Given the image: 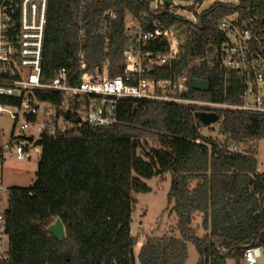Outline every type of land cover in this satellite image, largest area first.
Instances as JSON below:
<instances>
[{"label": "trees", "instance_id": "16d2710c", "mask_svg": "<svg viewBox=\"0 0 264 264\" xmlns=\"http://www.w3.org/2000/svg\"><path fill=\"white\" fill-rule=\"evenodd\" d=\"M152 1L49 0L42 81L51 82L65 69L69 83L79 84L81 53L87 71L101 73L107 66L109 77L121 74L131 40L127 23L133 17L145 29L156 20L178 31L184 50L174 70L187 73V96L242 102L245 80L238 71L196 61L210 44H223L219 24L231 13L262 29L264 0H215L199 13L203 0H194L187 7L196 21L177 13L180 5L155 8ZM160 72L169 74L167 68ZM197 78L210 82L208 92L193 88ZM39 96L61 102L56 93ZM3 102L13 99L0 96ZM217 113L222 139L205 135L196 109L182 104L122 99L117 121L106 126L78 125L77 115L69 113L70 130L56 137L42 135L36 180L7 189L10 264H137L132 194L150 192L146 180L166 173L171 174L168 203L179 236L148 235L140 264H185L189 242L199 253L196 264H227L228 259L247 264V249L264 248V171L258 170L257 157L264 115L229 109ZM58 218L64 238L47 231Z\"/></svg>", "mask_w": 264, "mask_h": 264}, {"label": "built area", "instance_id": "2783aa9c", "mask_svg": "<svg viewBox=\"0 0 264 264\" xmlns=\"http://www.w3.org/2000/svg\"><path fill=\"white\" fill-rule=\"evenodd\" d=\"M193 1L186 4L191 5ZM160 3L162 0L153 7L157 8ZM48 6L49 0H0V96L13 99L12 103H0V114H10L23 133L17 137L19 159L31 157L28 143L42 138L44 133L56 137L70 130L73 123L69 113L77 115L78 125L83 121L95 126L116 122L122 99L182 104L195 108L197 113L229 109L264 115V27L255 29L238 12L225 16L219 24L225 39L223 44H210L205 56L196 61L201 65L206 63L209 68L236 70L244 78L242 102L228 103L187 96L188 75L185 71L174 70L184 50V40L178 31L156 20L145 29L133 17L127 23L131 40L124 52L121 74L109 77L107 66L101 73L87 71L84 53H81L84 72L79 84L69 83L65 69H61L51 82H43ZM196 10L199 13L200 6ZM185 17L197 20L196 14ZM154 43H166V47L153 49ZM163 68L168 69V75L161 74ZM42 92L59 94L61 102L42 99L39 96ZM66 113L68 118H65ZM20 118H23L22 123H19ZM26 131L31 132L26 135ZM29 137L33 140L29 141ZM9 247L10 238L2 212L0 264H10ZM262 249H247L246 263L258 264L263 257Z\"/></svg>", "mask_w": 264, "mask_h": 264}, {"label": "rangeland", "instance_id": "374dc122", "mask_svg": "<svg viewBox=\"0 0 264 264\" xmlns=\"http://www.w3.org/2000/svg\"><path fill=\"white\" fill-rule=\"evenodd\" d=\"M215 0H203L200 4V9L207 6L210 2ZM238 2V0H222ZM158 0H153L152 5L155 6ZM176 5H180L179 13L184 16L193 17L195 15L193 10L187 7L186 2L174 0ZM108 74V73H107ZM23 122L20 118L19 123ZM31 131H26V135ZM202 132L205 135H212L222 139L223 135L219 132L217 122L210 125L203 124ZM23 133L19 129L18 123L15 124L13 117L4 112L0 114V147L3 152V162L0 167V212L8 206V190L7 187L12 184L31 185L37 178L34 160L36 156H40L34 149H41L40 145H35L34 141L29 142V152L33 153L31 159H19L16 154L17 137ZM15 137V138H14ZM238 148L237 146H235ZM241 148V146H239ZM0 152V153H1ZM258 170L264 171V139L259 142L258 147ZM34 180V181H33ZM151 187V191L147 193H133L135 199L134 211L132 213V233L137 237V245L135 247V256L137 264H140L139 252L141 246L148 235L163 236H179V231L176 227L177 217L172 210V206L168 203V192L171 187V174L166 173L162 176H155L146 180ZM2 186V187H1ZM201 219L196 220L199 222ZM200 234L203 230L200 228ZM263 257L260 258L258 264H264V248ZM199 260V253L194 243H188V259L185 264H196ZM227 264H235L232 259L227 260Z\"/></svg>", "mask_w": 264, "mask_h": 264}, {"label": "water", "instance_id": "95a60500", "mask_svg": "<svg viewBox=\"0 0 264 264\" xmlns=\"http://www.w3.org/2000/svg\"><path fill=\"white\" fill-rule=\"evenodd\" d=\"M180 1L190 2L192 0H180ZM162 2L171 5L173 4L174 0H162ZM192 85L194 89L201 91V92H208L210 89V82L204 79H200V78L194 79ZM196 116L201 121V123L205 125H210L214 122H217L220 119V115L216 112L201 111V112H198ZM68 117L69 115L66 113L65 118H68ZM28 139L29 141H32L33 137H29ZM34 144L41 146L42 138L35 140ZM47 231L55 235L56 237H59V238L65 237V227L60 218L56 219L55 222L47 228Z\"/></svg>", "mask_w": 264, "mask_h": 264}, {"label": "crops", "instance_id": "0c3cea01", "mask_svg": "<svg viewBox=\"0 0 264 264\" xmlns=\"http://www.w3.org/2000/svg\"><path fill=\"white\" fill-rule=\"evenodd\" d=\"M34 151H35V153L38 152V153L40 154V156H36V159L34 160V162H35V163H34V164H35L34 168H36L35 172H37L38 165H39V162H40V159H41V149L36 148V149H34ZM1 154H2V156H3V152H1ZM30 154H31V157H30V158H27V159H31L32 156H33V153L31 152V150H30ZM33 181H34V180H33ZM13 185L27 186V185H25V184L17 183V184H12V185L8 186L7 189H8L9 187L13 186ZM1 187H2V186H1ZM5 209H6V207H5L0 213L4 212Z\"/></svg>", "mask_w": 264, "mask_h": 264}]
</instances>
